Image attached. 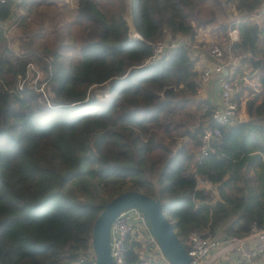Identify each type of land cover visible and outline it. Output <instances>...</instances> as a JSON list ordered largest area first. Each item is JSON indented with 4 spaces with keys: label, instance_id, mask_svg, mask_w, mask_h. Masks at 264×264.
I'll return each instance as SVG.
<instances>
[{
    "label": "trees",
    "instance_id": "obj_1",
    "mask_svg": "<svg viewBox=\"0 0 264 264\" xmlns=\"http://www.w3.org/2000/svg\"><path fill=\"white\" fill-rule=\"evenodd\" d=\"M231 3L243 15L235 50L257 55L264 29L248 15L264 0H135L140 38L131 35L126 0H77L63 42L40 51L43 30L35 32L23 54L10 48L4 27L14 5L0 4V264H95L96 219L132 191L161 200L186 249L194 231L221 228L227 240L264 229V53L248 63L262 83L250 119L222 128L202 160L204 124L196 123L208 121L214 103L199 98L190 50L149 62L165 39L194 38L212 25L227 30ZM25 5L27 23L34 8L38 18L57 2ZM28 70L36 83L19 90ZM197 177L212 183L217 200L198 189ZM141 248L129 236L125 264H144Z\"/></svg>",
    "mask_w": 264,
    "mask_h": 264
},
{
    "label": "built area",
    "instance_id": "obj_2",
    "mask_svg": "<svg viewBox=\"0 0 264 264\" xmlns=\"http://www.w3.org/2000/svg\"><path fill=\"white\" fill-rule=\"evenodd\" d=\"M24 0H0V4L12 3L14 7ZM264 16V5L261 9L249 14V20L258 22ZM262 16V18H261ZM247 17V14H246ZM242 19H237L228 27V33L223 38V45L208 42V38L201 39L199 33L194 37L168 38L153 45V54L149 62H156L165 55L174 52L181 46L190 50L192 59L196 62L197 70L201 73L200 83L204 88L210 81L217 79L220 87V100L214 103L210 117L203 125L201 135V149L198 159L207 157L220 141L222 128L235 127L247 122L248 103L255 95H261L262 83L257 69L246 68L243 56L235 54V49L242 41L240 26ZM137 33L134 34L136 37ZM140 38V37H139ZM197 40V42H194ZM201 65L198 67V63ZM29 69H35L33 65ZM243 71V72H242ZM242 72L240 76L238 74ZM259 72V74H258ZM39 77V74L37 75ZM28 70L25 76H19V90H22L28 80L32 79ZM253 78L254 82H251ZM42 86V91L44 90ZM198 189L213 196L216 188L207 179L197 177ZM145 232L150 242L158 251V264H171L156 240L149 232L143 214L132 209L123 212L114 222L111 232L112 256L116 264H125L124 249L129 236L135 237L138 232ZM187 252L196 264H264V229L255 230L245 238H218L208 228L207 232H191L187 238ZM151 258V257H150ZM144 261V259H143ZM144 264H149L145 263Z\"/></svg>",
    "mask_w": 264,
    "mask_h": 264
},
{
    "label": "rangeland",
    "instance_id": "obj_3",
    "mask_svg": "<svg viewBox=\"0 0 264 264\" xmlns=\"http://www.w3.org/2000/svg\"><path fill=\"white\" fill-rule=\"evenodd\" d=\"M30 1L32 2V0H28V2ZM33 1L40 2L41 0H33ZM55 1L57 2L56 6L39 8V10H45V12L43 13L44 14L43 16H40L38 18L34 16L36 11L34 8V10L31 11V18L29 21H27V23H24L22 20L27 15V9L29 6L25 5L17 9V11L12 16L11 20L8 21L7 25L6 24L4 25L6 30L7 42L11 49H13L18 54H23L26 51L24 48L28 47V44L30 43L35 32H39L42 30H43V35L40 37L39 40H36L34 43L35 47H38L40 51L56 49L57 46L63 42L61 40V35L65 34L64 25L65 23L72 21V19L74 18L77 0H64V1L55 0ZM63 2H66V4H64ZM126 3H127V12H126L127 22L129 23L130 26L131 35L134 36L135 28L133 25L132 17L135 14V0H126ZM21 17H23V19H21ZM237 19L240 20L242 19L243 21V15L242 13L237 11L235 5L231 3L227 6V15L225 19L222 21L223 22L222 24L230 27L232 22ZM254 23L260 25L264 29V16L262 19L258 20V22H254ZM74 32H75L74 35H78L79 29L78 28L74 29ZM198 33L201 36V39L208 38L207 40L208 42H213L216 44L223 45V38L227 36L228 30L218 31L217 26L212 25L203 30H199ZM194 42H197V40H194ZM263 53H264V34L261 35L260 41L257 45V55L242 52L241 49L235 50L236 55L244 57L243 60L244 64L250 63L249 59L252 58L260 59L261 56H263L262 55ZM34 66L36 70L41 73L42 79H44L43 77H46L44 71L42 72V69L38 65H34ZM246 68L256 69L252 65L245 66L244 69ZM242 72H240L238 76H240ZM251 82L252 83L254 82L253 78H251ZM208 85L209 84H207V87ZM209 91H210L209 92L210 99L212 98L213 94L217 96L218 93L217 88H209ZM198 121L196 125L200 123V125L202 126L205 123V121L204 122L203 121L198 122ZM191 124L193 125L194 123L191 122ZM214 197L215 200H217L218 194L215 193ZM207 230L205 232H207ZM216 233L217 234L215 236H217L218 238H224V234L221 228H218ZM133 239L138 240L142 243V248L139 251V253L141 255V259H144L145 263H149V264L159 263V258L157 256L158 251H156L155 246L153 245V243L150 242V239L145 232L142 231L138 232L137 235L133 237Z\"/></svg>",
    "mask_w": 264,
    "mask_h": 264
},
{
    "label": "water",
    "instance_id": "obj_4",
    "mask_svg": "<svg viewBox=\"0 0 264 264\" xmlns=\"http://www.w3.org/2000/svg\"><path fill=\"white\" fill-rule=\"evenodd\" d=\"M137 34L135 38H139ZM132 209L139 210L145 224L162 253L171 264H196L179 239L172 223L164 213L160 199L141 192H126L107 203L93 228L95 264H116L111 249V232L115 220Z\"/></svg>",
    "mask_w": 264,
    "mask_h": 264
},
{
    "label": "crops",
    "instance_id": "obj_5",
    "mask_svg": "<svg viewBox=\"0 0 264 264\" xmlns=\"http://www.w3.org/2000/svg\"><path fill=\"white\" fill-rule=\"evenodd\" d=\"M20 6L18 5L17 7H14L13 10H14V13L17 11V9L19 8ZM14 15V14H13ZM12 18V17H11ZM10 18V20H11ZM8 22H6L5 24L7 25ZM4 24V25H5ZM180 38L181 37H187V36H179ZM201 65V62L198 63V67ZM197 67V66H196ZM208 87L207 85L202 88L201 92H200V95L199 97L201 99H204V100H211L212 102H218L220 100V87H219V83L217 82V79H213L212 81H210L208 83ZM209 88H217L218 89V93H217V96H215L214 94L212 95V98L210 99L209 97Z\"/></svg>",
    "mask_w": 264,
    "mask_h": 264
}]
</instances>
